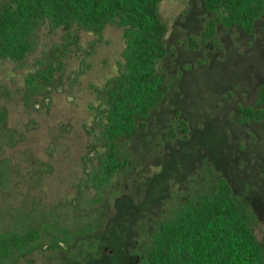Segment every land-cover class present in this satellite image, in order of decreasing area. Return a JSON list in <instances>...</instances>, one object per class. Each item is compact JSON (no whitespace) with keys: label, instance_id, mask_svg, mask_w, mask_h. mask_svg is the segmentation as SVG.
Masks as SVG:
<instances>
[{"label":"rangeland","instance_id":"374dc122","mask_svg":"<svg viewBox=\"0 0 264 264\" xmlns=\"http://www.w3.org/2000/svg\"><path fill=\"white\" fill-rule=\"evenodd\" d=\"M158 13L167 54L157 67L168 93L121 143L122 167L98 190L80 180V160L86 130L96 127L89 104L123 67V30L108 24L100 34L67 33L44 22L24 58L0 60V106L17 141L11 153L21 169L31 160L47 166V195L70 230L84 231L61 249L46 240L16 264H139L155 225L220 177L264 248V134L239 109L260 105L264 16L252 31L218 22L204 38L209 15L200 0H161Z\"/></svg>","mask_w":264,"mask_h":264},{"label":"trees","instance_id":"16d2710c","mask_svg":"<svg viewBox=\"0 0 264 264\" xmlns=\"http://www.w3.org/2000/svg\"><path fill=\"white\" fill-rule=\"evenodd\" d=\"M160 1L0 0V60L24 58L34 49V32L44 22L67 33L81 28L100 34L108 24L123 30V67L89 104L96 127L86 130L89 141L80 160V180L85 178L96 190L120 171L121 143L136 133L168 93L165 74L157 67L167 54ZM200 2L209 15L204 38L214 33L218 22L252 31L264 16V0ZM257 100L259 106L239 109L244 120L261 122L264 134V86L258 87ZM5 121L0 106V264H16L43 251L46 240L49 248L61 249L60 243L74 241L84 231L70 230L62 207L47 195L46 165L31 160L21 169L11 153L17 141ZM138 263L264 264V248L245 205L220 177L155 225Z\"/></svg>","mask_w":264,"mask_h":264}]
</instances>
